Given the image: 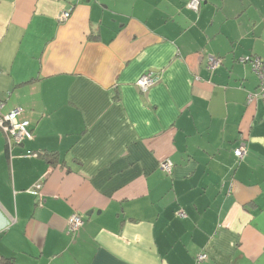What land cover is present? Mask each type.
I'll list each match as a JSON object with an SVG mask.
<instances>
[{
	"label": "crops",
	"instance_id": "0c3cea01",
	"mask_svg": "<svg viewBox=\"0 0 264 264\" xmlns=\"http://www.w3.org/2000/svg\"><path fill=\"white\" fill-rule=\"evenodd\" d=\"M190 2L0 0V114L34 135L9 154L0 129V258L264 264V99L243 62L264 63V0Z\"/></svg>",
	"mask_w": 264,
	"mask_h": 264
},
{
	"label": "built area",
	"instance_id": "2783aa9c",
	"mask_svg": "<svg viewBox=\"0 0 264 264\" xmlns=\"http://www.w3.org/2000/svg\"><path fill=\"white\" fill-rule=\"evenodd\" d=\"M83 1V0H78ZM203 0H191L188 4L189 9L198 10ZM70 17V12H64L61 15L60 21L67 20ZM243 62L251 65L252 70L259 78V93L252 94L250 99L261 98L264 99V63L258 56H250L245 58ZM222 64L221 58L210 57L207 58V68L214 71ZM159 82V74L148 72L142 75L137 80V86L143 93H147L152 87ZM24 111L22 108H16L10 114L3 116L0 114V129L6 133V143L9 153H12L14 146L22 145L25 141H32L34 135L30 130V121L22 118ZM246 144L242 143L236 150L235 155L239 160H242L246 155ZM27 157L36 158L34 153H28ZM161 170L167 174H172L174 170V163L171 160H165L160 164ZM44 179V178H43ZM42 179V180H43ZM42 180L35 184L34 189L30 191L32 195L41 198ZM42 205V203H39ZM178 216H186L184 212H179ZM84 226V219L79 214H74L68 220V233L73 236H78L82 227ZM207 259V254L202 253L197 256L196 263H203Z\"/></svg>",
	"mask_w": 264,
	"mask_h": 264
},
{
	"label": "trees",
	"instance_id": "16d2710c",
	"mask_svg": "<svg viewBox=\"0 0 264 264\" xmlns=\"http://www.w3.org/2000/svg\"><path fill=\"white\" fill-rule=\"evenodd\" d=\"M256 93H259V88H258V91ZM6 148H7V143H6ZM7 151H8V149H7ZM0 264H17V263L12 258H0Z\"/></svg>",
	"mask_w": 264,
	"mask_h": 264
},
{
	"label": "water",
	"instance_id": "95a60500",
	"mask_svg": "<svg viewBox=\"0 0 264 264\" xmlns=\"http://www.w3.org/2000/svg\"><path fill=\"white\" fill-rule=\"evenodd\" d=\"M88 215H90V214H88Z\"/></svg>",
	"mask_w": 264,
	"mask_h": 264
}]
</instances>
